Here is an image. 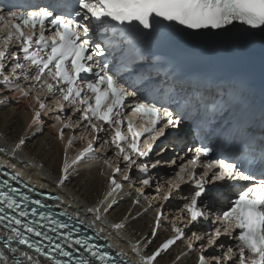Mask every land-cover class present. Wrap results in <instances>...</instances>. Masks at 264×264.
<instances>
[{
	"label": "snow or ice",
	"instance_id": "obj_1",
	"mask_svg": "<svg viewBox=\"0 0 264 264\" xmlns=\"http://www.w3.org/2000/svg\"><path fill=\"white\" fill-rule=\"evenodd\" d=\"M236 25L240 31L233 36ZM175 26L258 49L264 75V0H41L22 11L0 10V104L15 95L29 101L31 112L26 134L11 137L7 123L0 131V264H160L178 242L183 246L169 264H187L190 256L194 264H264V107L257 155L252 136L237 138L238 129L217 120L234 104L236 85L228 92L176 87L174 70H163L155 59L153 37ZM44 115L63 146L56 189L81 175L82 167L98 165L104 188L95 201L40 192L31 177L24 179L17 158L24 159L28 138L43 131ZM189 120L202 140L224 136L235 150L201 142L194 151L188 147V159L178 153L166 161L182 163L151 199L167 203L182 185L191 186L181 196L179 215L169 216L143 188L153 185L150 169L165 162L151 159L167 154L164 141L175 148L191 139ZM133 168L142 174L135 182L142 186L138 196L118 220H109L125 189L135 187ZM218 181L246 183L231 185L234 196L213 219L203 198L213 190L205 185ZM142 201H149L146 208ZM149 210L150 232H129ZM167 221L171 235L156 244ZM208 221L216 227L193 230ZM221 236L234 243H218Z\"/></svg>",
	"mask_w": 264,
	"mask_h": 264
},
{
	"label": "bare ground",
	"instance_id": "obj_2",
	"mask_svg": "<svg viewBox=\"0 0 264 264\" xmlns=\"http://www.w3.org/2000/svg\"><path fill=\"white\" fill-rule=\"evenodd\" d=\"M14 98H17V96H10V102L6 106L0 104V131L5 128V123H7V128L10 130L9 135L13 138L17 135L26 134L25 125L31 115L28 108L29 101L19 100L15 102ZM6 117L7 121L5 120ZM53 123L54 121L50 119L48 115L43 116V131L37 130L28 138L25 151L21 153L24 159L17 158V167L20 171L25 173L24 179L31 177L32 181L35 183L48 185L47 188L43 189L46 192L67 196L69 199L75 196L80 199L81 203L85 200L88 202L95 201L99 192L104 188V177L98 175V165H92L90 170L87 166L82 167L80 169L81 175L74 176L71 182L66 184V187L56 189L55 181L59 173L63 146L55 138V129L50 127ZM67 131L68 130H66V132ZM166 164L167 163H164V165ZM163 174L172 177L171 170H165ZM151 175L153 176V183L161 184L160 182L162 180L156 174L152 173ZM132 189H125L124 195L120 197V202L116 205L109 220H118L131 206L132 199L138 196ZM148 189L149 188H146L145 192ZM154 201L156 200L154 199ZM148 203L149 201H142L140 207L146 208ZM151 203L154 204L153 202ZM173 205L174 203H170L165 207V210L167 211L169 208H172ZM76 208V203H72L69 210L75 211ZM81 215H83L82 210ZM153 215L154 211L152 210L142 213L137 220L131 223L128 231L132 232L133 229H135L144 234L149 233L150 222ZM166 231L167 228L160 230L156 244L160 243L165 236L171 235V233ZM105 234L107 235V233ZM124 239H127V236H125ZM112 243L115 245L118 241L112 240ZM155 246L154 244L152 247L154 248ZM182 246L183 245L179 242L169 253L164 254L160 264H169L170 260L175 257ZM149 251H151V249H149ZM187 264H194V256H190L187 259Z\"/></svg>",
	"mask_w": 264,
	"mask_h": 264
},
{
	"label": "rangeland",
	"instance_id": "obj_3",
	"mask_svg": "<svg viewBox=\"0 0 264 264\" xmlns=\"http://www.w3.org/2000/svg\"><path fill=\"white\" fill-rule=\"evenodd\" d=\"M19 100H23V99H19ZM19 100H18V98H14L15 102H18ZM135 186H136V188L135 189L133 188L132 190L134 191V193L138 194L139 190L141 189L142 186L140 184H138V183H135ZM154 186L156 187L157 183H153L152 187H149V189L146 192H145L146 188H143V191L148 195V197L150 198L151 202L154 203L153 205H157V204H159L158 199H155L156 201L151 199L152 197L155 196V194H153V195L151 194L152 191L154 190Z\"/></svg>",
	"mask_w": 264,
	"mask_h": 264
}]
</instances>
